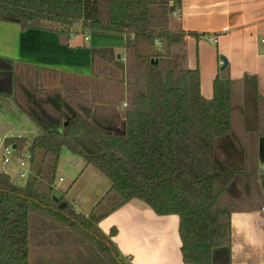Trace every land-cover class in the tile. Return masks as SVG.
Wrapping results in <instances>:
<instances>
[{
	"label": "trees",
	"instance_id": "trees-1",
	"mask_svg": "<svg viewBox=\"0 0 264 264\" xmlns=\"http://www.w3.org/2000/svg\"><path fill=\"white\" fill-rule=\"evenodd\" d=\"M182 2L0 0V22L23 31L55 25L67 42L79 24L84 34L126 38L124 65L109 66L95 52L97 78L59 81L41 71L49 78L37 81L35 69L16 67L13 103L39 132L6 142L27 147L32 175L19 186L0 172V264H31L33 249L76 246L124 264L97 224L133 200L179 217L184 264H214L216 251L231 253L233 215L264 210L253 146L254 137L264 139L258 80L217 76L213 98L202 96L199 69L187 65V38L199 35L170 28ZM63 150L111 182L108 195L119 200L108 213L86 217L56 196Z\"/></svg>",
	"mask_w": 264,
	"mask_h": 264
},
{
	"label": "crops",
	"instance_id": "crops-1",
	"mask_svg": "<svg viewBox=\"0 0 264 264\" xmlns=\"http://www.w3.org/2000/svg\"><path fill=\"white\" fill-rule=\"evenodd\" d=\"M51 26L23 31L18 24L0 22V98L6 107L2 113L8 111V114L0 115V120L5 117L13 126L17 124L15 121L24 116L13 103L15 69L18 65L35 69L36 72L57 74L59 81H63L68 76L97 78L94 70V56L97 51H101L96 54L99 59L109 66L125 64V54H121L122 51L125 52L124 36L84 34L81 25L77 24L71 29L67 42H63L60 35L63 29ZM170 28L199 35L187 39V65L194 70L199 64L201 93L205 99L209 100L213 96L211 83L217 75V66L221 65L218 61L219 55L228 60L226 69L229 70L230 80L240 79L244 74L253 75L257 78L260 92L264 96V0H183L181 11L172 18ZM87 35H93V41ZM202 39L211 46L217 45L216 57L211 51L209 55L201 53L199 56L200 48L196 54L195 47ZM33 126L36 129L34 139L39 130L34 123ZM259 146V152L264 154V141H260ZM70 156L73 157L74 164H79L76 158L84 162L82 165L85 164L82 158L72 154ZM5 168L2 171L12 180L11 173L15 168ZM84 172H89L88 181H94L86 183V190L93 185L98 188L92 190L93 201L68 203L81 215L88 217L93 214L100 217L118 203L115 201L109 209L108 205L114 201H102L111 190L112 184L91 166L86 167ZM263 173L260 181L264 192ZM116 199L118 198L115 197ZM179 225V217L158 216L145 203L133 200L107 214L98 222L97 227L111 240L124 264H184ZM112 229H116L113 237L110 236ZM232 233L231 253L227 250L216 251L214 264H264V210L234 214ZM85 247L51 248L44 253L41 251L44 248L33 249L30 251L29 261L31 264H79L77 257H82L83 262V257L88 254ZM33 252H37V259L43 258L40 254L49 258L38 263L33 262Z\"/></svg>",
	"mask_w": 264,
	"mask_h": 264
},
{
	"label": "rangeland",
	"instance_id": "rangeland-1",
	"mask_svg": "<svg viewBox=\"0 0 264 264\" xmlns=\"http://www.w3.org/2000/svg\"><path fill=\"white\" fill-rule=\"evenodd\" d=\"M49 26H51V25H49ZM53 27H57V26L53 25ZM80 35H82V33ZM81 37L83 38L84 35H82ZM86 37L90 38L93 41V35H89V36L87 35ZM86 44L88 46H91L90 43H86ZM199 48H200L199 56L201 53L204 55L205 54L209 55V52L211 51L212 53L213 52L215 53V57H216L217 45L211 46L210 44L206 43L205 39H202L201 42L199 43V45L197 47H195L196 54H198ZM209 48L214 49V51H212L211 49L209 50ZM122 52H121V54L124 55L125 52L124 51H122ZM197 57H196V59H197ZM222 57H224V56L223 55L218 56V59H219L218 61H219V64L221 63V65L217 66V68H219V69H218V72H217L215 79L217 78V76H220V78H224V79H231L230 78L231 76H230L228 69H226V71H224V72L221 71V68L223 66V64L221 62ZM224 58L226 59V57H224ZM203 61L206 62V59H203ZM227 62H228V60H227ZM197 67L198 68H196V69H199V72L201 75V70L199 68V64ZM34 75H35V78H37L36 79L37 81L49 78V75L44 74L42 72H35ZM245 75H247V74H244V76ZM243 77H241V78H243ZM212 84H214V82L211 83V88L213 87ZM212 92L214 94L213 90H212ZM212 98H213V96H212ZM4 109H6L5 102L1 101V98H0V115L2 114V116H4V114H8V111L6 113H2V111ZM16 109H18V108H16ZM16 109H15V111H17ZM22 117L23 118H20V120L15 121V124L17 123L15 126L11 125L9 120H5V117H4V119H1L0 120V139L7 136L8 138H14V139L21 137L24 139L32 140L34 135H35L34 132H36V129L34 128L33 123L31 122V120L27 116L24 115ZM259 141L263 142L264 139L263 138H257V137L253 138V146H254L255 150H257L258 152L261 149V146H259V144H260ZM26 148H24L23 151H20L21 154H17V155L15 154V158L13 159L12 164L8 166V167H14L15 168V170L11 173L12 174V180H13V182H15V184H17L19 186H24L26 184V181H22L19 178V174L21 173V170L18 168L19 160L25 159L26 155L28 154L26 152ZM69 153L70 152H68L67 150H63V152L61 154V159L59 162L57 177H56V185L58 187V190L55 191V194L57 197L64 196L65 199L67 200V202L72 203V204L74 203V201H75V204L79 203V201H93V200H91V196L93 193L92 190L93 189L96 190L98 188H96L93 185V186L89 187L90 191L88 189L86 190V188H85L86 183L87 182H94V181L93 180H91V181L87 180L89 172H84L86 169V164L82 165L84 162L80 161L79 158L75 159L76 161H79V164H74V162H72L73 157H71L70 156L71 153L70 154ZM18 157H20V158L17 159ZM258 162H259L260 172L262 173V172H264V154H262L260 152H259V156H258ZM0 167H1L0 172H3L2 170L7 168V167L5 168V166L3 165V156L1 154V152H0ZM61 178L64 179V183H59V179H61ZM115 197H117L115 193H112L110 195H105L103 197L105 199V201H114L113 204L108 205L109 209L115 204V201L119 200V199L115 200ZM79 247H85V246H76L75 248H79ZM85 248L87 249L88 254H85V257H83V260H85L83 262H81L82 257H80V256L77 257L79 264L80 263L81 264H108L106 262V260H104V258L99 254V252L97 251L96 248H94L93 246H86ZM50 250H51V248H44L41 251H43V253H44L45 251H50ZM33 253H34L33 254L34 255L33 262H36V263H38L41 260H44L45 258H49V256H46L44 254H40L41 256H43V258L37 259V257H36L37 252H33ZM89 258H91V259H89Z\"/></svg>",
	"mask_w": 264,
	"mask_h": 264
},
{
	"label": "built area",
	"instance_id": "built-area-1",
	"mask_svg": "<svg viewBox=\"0 0 264 264\" xmlns=\"http://www.w3.org/2000/svg\"><path fill=\"white\" fill-rule=\"evenodd\" d=\"M85 40L88 41V38H86ZM213 42L215 43L216 41H213ZM262 44L264 45V40H262ZM222 64H223V62H222ZM121 106H122V108H126L127 102H123ZM19 138H21V137H19ZM19 138H15V139H19ZM15 139L14 138H8V137H4V138L0 139V144H2L1 146H2L3 163L5 166H9L10 164H12L13 159L15 157V154L18 152L17 145L15 143H13L11 145H7L6 142L8 140H15ZM30 160H31V156H30V154H27L25 159L19 160V162H18V168L21 170V173L19 174V178L22 181H27L29 176L32 175V171L30 169ZM63 182H64V179H62V178L59 179V183H63ZM54 190L55 191L58 190V187L56 184L54 185Z\"/></svg>",
	"mask_w": 264,
	"mask_h": 264
},
{
	"label": "water",
	"instance_id": "water-1",
	"mask_svg": "<svg viewBox=\"0 0 264 264\" xmlns=\"http://www.w3.org/2000/svg\"><path fill=\"white\" fill-rule=\"evenodd\" d=\"M221 60H222V62H223V66H222V68H221V71H225V69H226L227 66H228V62H227V60H226L224 57H222ZM13 97H14V96H13ZM65 206H66V205L64 204L63 207H65Z\"/></svg>",
	"mask_w": 264,
	"mask_h": 264
}]
</instances>
